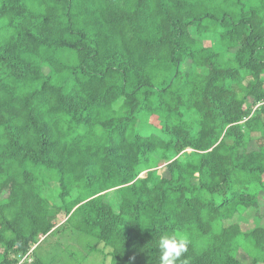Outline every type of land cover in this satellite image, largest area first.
Segmentation results:
<instances>
[{"label":"trees","instance_id":"trees-1","mask_svg":"<svg viewBox=\"0 0 264 264\" xmlns=\"http://www.w3.org/2000/svg\"><path fill=\"white\" fill-rule=\"evenodd\" d=\"M57 235L264 264V0H0V264Z\"/></svg>","mask_w":264,"mask_h":264},{"label":"rangeland","instance_id":"rangeland-1","mask_svg":"<svg viewBox=\"0 0 264 264\" xmlns=\"http://www.w3.org/2000/svg\"><path fill=\"white\" fill-rule=\"evenodd\" d=\"M215 39V36H212V37H208L205 41L206 44H208V42L210 41L213 42ZM146 128H148V126H146ZM163 162H160V166ZM163 165V164H162ZM145 176V173L142 172L140 173V177H143ZM252 224V222H245V226H250ZM243 225V223H242ZM60 239V240H57V239ZM71 238L72 236H69L68 238V241L65 240V237L64 236H61V235H57V236H51V237H47L44 239V237H40L39 240L42 239V242H39L38 245L36 246L35 248V253L37 254V256L41 255V254H45L46 253V248L47 250H49V252L47 253V256L50 258H52V255L55 256V262L54 264H68L67 263V260H65V257L67 256V253H66V248L68 247H71V246H67L68 243L71 242ZM60 242V248H59V252H54L53 250V244H55V242ZM72 244V243H71ZM100 246V244H99ZM102 248V247H101ZM105 252L104 251H101L100 254L98 255V251L96 252H90V256L88 258V261H87V264H107L109 262V257H102L103 253ZM52 253V255H51ZM41 257V256H40ZM103 258V259H102Z\"/></svg>","mask_w":264,"mask_h":264}]
</instances>
